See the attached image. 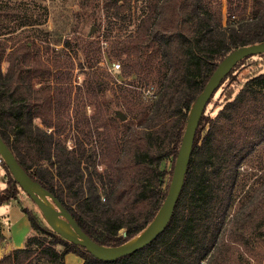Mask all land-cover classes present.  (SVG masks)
Returning a JSON list of instances; mask_svg holds the SVG:
<instances>
[{
	"label": "trees",
	"instance_id": "1",
	"mask_svg": "<svg viewBox=\"0 0 264 264\" xmlns=\"http://www.w3.org/2000/svg\"><path fill=\"white\" fill-rule=\"evenodd\" d=\"M132 2L134 32L117 41L118 53L127 74L151 81L157 92L147 102L122 89L118 102L131 117L123 113L125 121L95 112L64 122L59 83H42L59 67L44 62L27 36L14 37L36 20L0 34V136L25 175L91 241L106 247L128 243L154 221L196 100L217 65L239 47L264 42V0H226L225 16L222 0L122 1L128 8ZM251 56L237 61L207 100L205 107L223 86L215 114L204 108L172 216L151 243L115 260L100 259L42 228L23 209L33 233L0 264H66L68 254L80 264H262L264 72L249 73L236 89L239 68ZM101 86L98 81L91 89ZM4 168L0 206L16 199L20 188Z\"/></svg>",
	"mask_w": 264,
	"mask_h": 264
},
{
	"label": "rangeland",
	"instance_id": "2",
	"mask_svg": "<svg viewBox=\"0 0 264 264\" xmlns=\"http://www.w3.org/2000/svg\"><path fill=\"white\" fill-rule=\"evenodd\" d=\"M122 1L0 0V8L3 11L0 34L6 29L18 28L27 21L36 20L37 25L33 26L34 28L27 27V30L20 33L22 28L17 29L14 37L27 36V41H34L39 47L44 62L50 67H59L57 72L53 70L50 79L43 80L42 83H59V105L64 122H68V118L81 119L95 112L101 113L107 120L118 122L121 120L118 113L121 112L126 114L129 120L131 117L118 102L121 90L133 89L141 98L150 87L155 94L157 92V86L151 81L129 76V65L125 56H119L117 41L130 37L136 22L134 2L131 8H128ZM113 3H118V7H114ZM222 12L225 16L226 0H222ZM22 17L24 18L19 20ZM65 39H68L66 51L61 52ZM7 43L10 45L12 41ZM115 64L119 65V69L110 72L109 68ZM239 69L236 89L246 80L249 73L264 72V57L254 54ZM98 81L102 83L101 88L92 90V85ZM35 82V87L41 85L37 80ZM223 98L222 86L205 107V114L213 116L215 107ZM68 131L67 127L64 133L67 134ZM67 145H71L70 140ZM4 164L6 165L5 160L0 153V193L6 187ZM162 167L169 169L170 163H163ZM44 192L46 194V191ZM23 209L35 217L39 226L49 229L45 216L19 188L16 199L0 206V258L16 248L23 247L25 239L33 233L27 216L22 212ZM57 248L62 249L61 246ZM250 262L257 264L255 261ZM65 263L80 264L81 261L75 255L68 254Z\"/></svg>",
	"mask_w": 264,
	"mask_h": 264
},
{
	"label": "water",
	"instance_id": "3",
	"mask_svg": "<svg viewBox=\"0 0 264 264\" xmlns=\"http://www.w3.org/2000/svg\"><path fill=\"white\" fill-rule=\"evenodd\" d=\"M92 30H94V29H92ZM259 53H264V42L239 47V48L231 51L217 65L216 69L213 71L209 80L205 84L202 92L199 94V96L196 100L193 111H192L191 116H190L189 121H188L187 130H186L185 135H184V137L180 143L178 153H177L175 161H174L172 175H171L170 182H169L168 194H167V198L165 200V202L166 201L168 202L166 214H165L162 222L151 233L142 237L136 243H134L128 247L122 248L119 251H113L112 249L120 248L123 245L119 246V247H106V246H102V245L94 243L81 231V229L77 226V224L75 223L73 218L63 208H60L61 210L59 212V216L63 219L69 220L71 222L74 230L79 234V237L76 238V237H72L66 233H63L62 231H60L56 227H54L51 222H49V228L54 233L59 235L62 239H64L65 241L72 243V244H75L78 247H83L84 249H86V251L92 253L96 257H98L100 259H105V260H115L117 258L127 256V255L147 246L149 243H151V241H153L157 237V235L164 230V228L166 227V225L168 224V222L172 216L173 209H174V206L176 204L178 194H179V191H180V188L182 185L183 175H184L185 167H186V164H187V161L189 158L192 141H193L196 129L198 127V123L200 121V118L203 114L207 100L209 99V97L211 96V94L213 93V91L215 90L217 85L219 84L220 80L228 73V71L233 67V65L237 61L241 60L242 58H244L248 55H254V54H259ZM232 60H236V61L231 66H229V64ZM118 116L121 119V121L126 120V116L123 113H121V112L118 113ZM0 153L5 160V163L8 167V170L10 171L13 179L18 184L20 189L31 200V202L38 207L40 212L45 217H47L48 212L51 211V208L48 207L43 202V200L27 184V182L25 181V177L27 179H29V178L23 172V170L21 169V167H20L19 163L17 162L15 156L13 155L12 151L9 149V147L2 140L1 136H0ZM32 183L37 185L41 190H44L38 184H36L34 182H32ZM44 191H46V190H44ZM165 202H164V204H165ZM163 205H162V207H163ZM160 210H159V212H160ZM159 212H158V214H159ZM97 253L102 254L103 257H99L98 255H96Z\"/></svg>",
	"mask_w": 264,
	"mask_h": 264
},
{
	"label": "bare ground",
	"instance_id": "4",
	"mask_svg": "<svg viewBox=\"0 0 264 264\" xmlns=\"http://www.w3.org/2000/svg\"><path fill=\"white\" fill-rule=\"evenodd\" d=\"M236 60H232L229 64L231 66ZM25 181L30 186V188L43 200V202L51 208V211L48 212V216L45 217L46 222L49 224V222L52 223L54 227H56L58 230L62 231L63 233H66L72 237H79V234L74 230L73 225L69 220L63 219L59 216L60 212V206L56 202L55 198L50 195L49 193L41 190L37 185L33 184L29 179L25 177ZM49 197V198H48ZM51 199V200H50ZM167 205L168 202L166 201L163 207L161 208L159 214L155 218V220L147 227L146 230H144L140 235L126 243L120 248L112 249L113 251H119L122 248L128 247L134 243H136L138 240H140L142 237L148 235L151 233L163 220L166 211H167ZM99 257H103L102 254L97 253Z\"/></svg>",
	"mask_w": 264,
	"mask_h": 264
},
{
	"label": "built area",
	"instance_id": "5",
	"mask_svg": "<svg viewBox=\"0 0 264 264\" xmlns=\"http://www.w3.org/2000/svg\"><path fill=\"white\" fill-rule=\"evenodd\" d=\"M119 69V65L118 64H115V65H111V67L109 68V71L110 72H113V71H116ZM156 98V94L154 93L152 87H150L149 89H147L145 92H144V96H143V99L144 100H154Z\"/></svg>",
	"mask_w": 264,
	"mask_h": 264
}]
</instances>
